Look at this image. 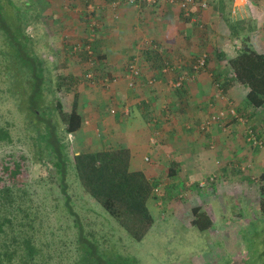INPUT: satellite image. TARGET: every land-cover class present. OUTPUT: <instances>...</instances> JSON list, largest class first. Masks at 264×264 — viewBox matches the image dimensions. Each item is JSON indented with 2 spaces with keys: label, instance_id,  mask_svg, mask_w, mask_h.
<instances>
[{
  "label": "crops",
  "instance_id": "1",
  "mask_svg": "<svg viewBox=\"0 0 264 264\" xmlns=\"http://www.w3.org/2000/svg\"><path fill=\"white\" fill-rule=\"evenodd\" d=\"M73 1L66 0V6H69L65 8L73 9ZM78 1L82 3L77 6ZM91 1L97 8L98 17V43L94 44V51L102 64L87 74L92 75V81L108 79L111 82L105 85L107 89L101 90L95 87L98 85L89 84L92 82L89 79L82 80L84 82L77 87L74 85L70 92L69 106L64 111L70 113L74 108L81 118L80 128L71 136L75 147L73 155L124 147L130 154V170L142 172L153 187L162 185L166 198L172 193L197 189L196 185L202 184L206 176H215L216 183L222 182L225 186L232 167L243 166L244 162L252 163L253 171L264 165V151H250L244 140V126L238 120L228 117L214 124L206 134L198 130L210 114L233 105L238 115L245 117L244 122L264 138V106L252 108L247 104L248 90L236 82L229 68L227 60L237 54L229 58L224 55L220 62L212 55L215 52L212 44L222 46L219 34L226 36L232 28L237 35V30L244 26L248 44L264 55V0L242 1L236 11L232 7L227 16L231 25L229 29L223 15L219 23L216 12L209 9L200 12L201 17L195 13L193 19L185 20L178 8L168 5L130 6L121 0H77L73 11L79 8L78 14H71L70 10L72 21H66L63 26L76 28L78 20L74 19L77 16L83 19L79 14ZM199 18L206 27L210 26V31L201 37L194 30ZM88 21L82 23L85 25ZM223 39L226 41L225 37ZM199 42L213 50L208 52L205 69L194 73L190 66L199 56L196 55ZM143 44L145 50L137 51V47ZM156 49L162 53L155 52ZM136 53L140 58L141 76L131 88L127 64L123 63ZM164 58L171 59L178 69L172 73L165 71ZM82 69L87 70L88 66ZM65 75L77 79L80 70L72 68ZM181 75L184 77L181 87L173 89L171 83ZM216 82L222 85L221 92L216 89ZM154 130L160 131L156 144L150 139ZM214 187L215 184H206L201 188L214 191ZM152 202L150 198L147 203L150 212ZM165 207L171 208L168 204ZM201 209L210 217L212 227L215 226L214 211L206 207Z\"/></svg>",
  "mask_w": 264,
  "mask_h": 264
},
{
  "label": "rangeland",
  "instance_id": "2",
  "mask_svg": "<svg viewBox=\"0 0 264 264\" xmlns=\"http://www.w3.org/2000/svg\"><path fill=\"white\" fill-rule=\"evenodd\" d=\"M16 2L23 9L28 8L25 13V19L28 20L26 30L35 39V44H31V46L36 59L43 63V73L47 80L51 79V85L56 91L55 97L61 102L65 110L69 106V94L75 88L74 85L77 87L81 82L87 80L85 78L87 71L91 72L99 63L102 64L101 59L94 51V44L98 43L97 8L92 1L86 3L84 11L79 14L82 15L83 19L77 16L74 20H78V23L75 24L77 25L76 28H73V25H68L69 27L63 25L66 21H72L69 15L70 10L71 14H78L79 8L73 11V9H76L77 0L72 3L74 4L73 9L65 8L69 6H66V0H16ZM69 3L71 2L69 1ZM80 3L82 2L78 1L77 6ZM232 3L233 0H209L207 7V9L216 12L219 23L222 20L221 15H223L228 29L231 25L227 16L232 11ZM196 14L198 16L200 12ZM198 17H201V15ZM85 21H88V23L86 22L84 25L82 22ZM231 22H234L232 17ZM195 24L194 30L198 32L200 37L210 31V26L206 27V24L200 18L195 21ZM230 30L231 32H226V36L219 34L222 46L217 47L216 44H212L215 45V52L212 55L219 62L224 59V55H228L229 58L231 55L239 53L243 47V40L249 41L246 26L237 30V35H234L232 28ZM223 37L226 38V41ZM86 46L92 48L91 57L85 51ZM145 46L144 44L139 45L137 51H144ZM2 50L3 45L0 44V128H5L9 132L11 142L0 141V187L12 182L17 183V185L28 186V190L34 193V204L40 208V217L46 225V233L43 235L42 240L52 243V248L57 250V253H63V263L67 264V254L70 253L69 250L71 249L69 242L73 233L71 222L66 214L61 213L62 200L60 198L57 200V192L54 189L50 190L48 187L51 183L56 186V174L51 167L52 163L45 157H41V160L38 161L40 151L32 139L35 136V131L32 130L30 125L27 126L26 121H24L25 115L18 111V103L11 99L6 92L8 86L6 71L9 62ZM212 50V47L209 48L207 44L200 43L196 55L206 54L207 59H209L210 53L208 52H212ZM154 51L162 53L159 49ZM226 51L227 54H225ZM89 57L92 62H89ZM134 60L140 68L138 54L132 58L127 57L126 63L123 64L128 66ZM164 60L163 68L165 70L173 68L174 65L171 59L164 58ZM86 66H88V69L83 70L82 68ZM72 68L80 70L77 79L65 75L67 70ZM168 71L172 73L174 69ZM101 81H92L89 84L94 83L93 85H98L95 87L101 90L107 89V86L103 85ZM215 84H220V82ZM19 90H21L20 86ZM230 107L235 112L237 111L233 105H230ZM53 116L54 118L57 117L55 113H53ZM236 116L239 119L231 116L229 118L238 120L237 122L244 126V140L248 145L246 132L249 129L264 142V138L254 131L248 123L244 122L245 117H240L238 112H236ZM257 124L261 123L258 122ZM155 134L154 143L156 144L159 141L160 131L154 130L151 138ZM71 136L72 134L65 135L64 139L69 145V154L72 156L75 147L71 141L73 140ZM249 149L252 152L264 151V149L252 146ZM262 159L263 157L260 156V160ZM16 163L19 165L20 175L14 178L12 171ZM244 164L243 166L238 165L239 167L236 168L232 167V174L229 175V180H225V186L222 185V182L216 183L215 176L211 175L213 177L212 181H209L210 176H206L202 183H204V186L215 184L214 191L211 188L202 190L201 186L198 185L197 187L196 185L199 190L193 189L190 192L172 193L169 198H166V190L162 185L154 187L151 197L153 201L151 212L154 223L145 238L139 243L132 241L113 220L106 217L101 208L81 192L72 178H70L69 192L72 196V206L75 211L79 212L85 228L94 232L95 237L100 242L105 240V242L113 244L115 249L123 254L136 257L141 264L238 263L247 257L248 248L245 237L252 232L249 227L250 223L264 218V211H262L264 207H261V203L264 204V193L262 192L264 171L261 170L264 165L259 167L257 171H253L255 168L253 169L252 163L247 161ZM54 203H59L60 207L52 212L48 207ZM166 203L171 206L170 209L165 207ZM196 205L201 208L206 207L209 211L213 210L216 215L215 226L206 232H199L191 227V209ZM166 215L169 216L166 217Z\"/></svg>",
  "mask_w": 264,
  "mask_h": 264
},
{
  "label": "trees",
  "instance_id": "3",
  "mask_svg": "<svg viewBox=\"0 0 264 264\" xmlns=\"http://www.w3.org/2000/svg\"><path fill=\"white\" fill-rule=\"evenodd\" d=\"M27 9L16 0H0V44L9 62L6 92L18 103V111L25 115L27 126L35 131L32 139L40 151L38 161L47 158L56 174V186L51 183L48 187L57 192V200H62L61 213L67 215L73 229L67 264H141L136 257L115 249L113 244L100 242L94 232L85 228L79 212L72 206L70 178L136 243L145 238L154 223L147 205L154 187L142 172L130 170V154L124 147L69 154L64 138L80 128L81 118L74 108L70 113L64 111L55 97L51 79L47 80L43 73V63L35 57L31 46L35 39L26 30ZM242 43V49L228 64L236 82L248 90L247 104L252 108L263 107L264 55L257 53L248 40ZM0 141L11 142L5 128H0ZM19 175L16 163L12 176ZM33 196L27 185L12 182L0 187V264H64L63 253H57L52 243L42 240L46 225ZM59 207V203H54L48 208L53 212ZM191 215L193 229L205 232L212 228L210 217L200 207H193ZM249 227L252 232L245 237L247 257L238 263L225 264H264V218L251 222Z\"/></svg>",
  "mask_w": 264,
  "mask_h": 264
},
{
  "label": "built area",
  "instance_id": "4",
  "mask_svg": "<svg viewBox=\"0 0 264 264\" xmlns=\"http://www.w3.org/2000/svg\"><path fill=\"white\" fill-rule=\"evenodd\" d=\"M245 2L246 0H233V11H236V7L241 5V3ZM121 2L125 3L126 5L130 6H139V5H146V6H161V5H168L174 8H178L179 11L182 13L183 17L185 19H193L194 14L197 12H202L207 9L209 0H121ZM87 47V48H86ZM85 51L90 55L91 57V48L90 46H86ZM89 57V62H92ZM207 62V56L206 54H201L197 57L196 61L190 66V69L194 73L201 72L205 69ZM178 65L173 68L166 69H178ZM165 70V71H166ZM126 73H127V79L129 87L134 88V81L139 78L140 76V68L136 64V61L130 62L128 66H126ZM86 78L91 80L93 79L91 74H86ZM184 77L181 75L175 82L171 83V87L173 89H178L182 85ZM103 85H106L107 83L111 82V80L104 79L101 81ZM216 89L221 92L222 89L220 88V84H215ZM111 113H114L113 110H111ZM230 115L231 117H234L236 119H239L236 116L235 110L230 107V105L227 107V109H221L219 111H216L212 114H210L200 125L198 130L201 133L208 132L211 127L214 124H219L222 120L225 119L226 116ZM247 134V141L250 146L256 147L258 149H264V142L260 140L256 134L252 130H248L246 132ZM156 134L151 138V142L154 144ZM213 177L209 178V181H212ZM199 186H204V183L198 184Z\"/></svg>",
  "mask_w": 264,
  "mask_h": 264
}]
</instances>
